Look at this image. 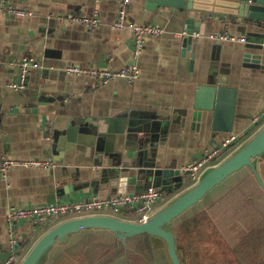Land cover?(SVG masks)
<instances>
[{"label": "crops", "instance_id": "crops-1", "mask_svg": "<svg viewBox=\"0 0 264 264\" xmlns=\"http://www.w3.org/2000/svg\"><path fill=\"white\" fill-rule=\"evenodd\" d=\"M120 1L10 0L29 15L0 14V157L19 161L50 159L55 164L45 170L13 168L5 177L0 175V261L11 251L10 239L17 244L12 249L17 250L21 261L38 238L61 222L50 218L37 226L20 220L10 225V238L8 205L34 207L54 200L63 203L92 195L122 194L118 181L109 179L105 167L92 160L80 164L81 152H77V158L74 153L63 152L62 161L53 159L57 157L50 152L55 126L61 128L71 119L116 116L145 131L163 130L154 141L155 147L147 146L141 157L137 144L131 143L134 150L124 152L131 163H124L126 173L120 174L129 175L125 195L139 194L150 185L159 187L163 197L154 207L158 210L189 185L180 183L179 175L160 183L145 170L153 167L175 171L205 150L215 148L203 122L192 120L195 86L208 71L225 72L239 85L233 131L219 135V145L227 136L237 135L240 140L235 150L264 124V118L257 125L251 123L264 108V28L260 23L222 15L203 19L191 11L164 6L149 11L145 0H129L130 22L163 29L160 35L145 37L142 54L134 59L130 31L112 26ZM93 12L99 25L92 30L72 21ZM191 19L194 26L201 23L203 36L197 38L198 33L193 32L187 37L186 21ZM225 24L229 32L243 36L245 42H220L207 37L222 32ZM22 55L32 56L41 66L30 72L23 90L14 92L6 84L16 79V63ZM130 65L139 70L138 79L132 82L115 78L101 84L66 72L69 67L118 70ZM92 235L109 236L101 231Z\"/></svg>", "mask_w": 264, "mask_h": 264}, {"label": "water", "instance_id": "water-1", "mask_svg": "<svg viewBox=\"0 0 264 264\" xmlns=\"http://www.w3.org/2000/svg\"><path fill=\"white\" fill-rule=\"evenodd\" d=\"M162 6L191 11L203 19L211 15L249 19L257 21L264 28V0H145L146 10L154 11ZM186 23L187 37H191L193 32L204 35L200 22H196V26L193 19L187 20ZM237 86L239 85L231 76L225 72L216 73L213 69L195 86L192 120L198 124L202 121L207 127L212 147L219 146L216 141L219 135L233 131L237 118ZM54 128L56 135L50 152L57 156L53 158L56 162L62 161L63 152L74 153L75 158L77 152H81L83 157L80 164L92 160L96 165H101V168L105 167L109 179L118 181L119 193L122 194H126V182L129 179V175L120 176L126 173L122 165L131 163L128 154L124 152L134 150L131 143L135 142L139 149L138 156L141 157L143 150L150 144L153 145L159 133L163 131L156 133L151 132V128L145 131L143 128L132 127L126 118L116 116L101 120L71 119L61 128ZM130 135L138 136L133 140ZM263 163L264 124L241 146L205 170L195 183L154 211L146 221L139 223L103 214L63 220L38 238L19 264H47L59 252H67L66 247L73 236L85 232L94 240L97 236L92 233L98 231L107 232L109 238L113 239L105 245L97 243V246L106 247V258L112 253L116 258L108 264H128L127 252L139 256L144 264H182L176 250L175 234L170 229L174 220L199 204L209 194L215 193L218 186L236 178L237 173L243 169L251 172L264 193V179L260 173ZM145 172L152 180L158 178L160 183L167 180V177L181 175L178 169L153 170L151 167ZM132 243H136L135 248L130 245ZM80 252L84 258H87L86 252L90 254L89 249ZM121 252L122 255H118Z\"/></svg>", "mask_w": 264, "mask_h": 264}, {"label": "built area", "instance_id": "built-area-1", "mask_svg": "<svg viewBox=\"0 0 264 264\" xmlns=\"http://www.w3.org/2000/svg\"><path fill=\"white\" fill-rule=\"evenodd\" d=\"M129 0H121L117 9L116 19L112 26L116 29H128L132 37V57L139 58L145 45V37L149 35H160L163 29L153 24H135L128 20ZM0 14L14 15L24 17L29 12L13 6L10 0H0ZM72 21L78 22L85 26L88 30H92L99 25L96 12L89 16H80L73 18ZM199 34L196 35L199 38ZM211 40L224 41H240L245 42L243 36L236 37L229 32V25L225 24L224 29L220 33H211L207 36ZM18 73L15 80L6 84V87L14 92H20L27 86L28 77L33 69L39 68L40 63L29 55H22L16 63ZM69 74L82 75L87 79L94 80L96 83L105 84L108 81L120 78L128 82L135 81L139 77V70L136 65L125 66L118 70H97L89 68L69 67L66 68ZM264 118V108L251 119V123L257 125ZM239 140L237 135L227 136L217 148L205 150L204 153L180 168L178 171L188 177L191 184L195 183L199 177L212 166L216 165L220 160L225 158L233 150L230 148ZM54 163L50 159H33V160H14L0 157V175L5 177L6 172L13 168H34L45 170L54 167ZM163 194L159 187L150 185L141 193L133 195L116 194L109 197L92 195L85 200L58 202L54 200L45 204L34 207H20L10 204L7 207L6 221L8 226V235L12 237V229L10 225L20 220H29L37 226H41L45 220L54 218L61 221L88 216V215H109L125 219L123 216H131L130 221L144 222L155 211L154 207L162 200ZM127 220V219H126ZM10 252L0 261V264H19V255L16 249H12V240L10 239Z\"/></svg>", "mask_w": 264, "mask_h": 264}, {"label": "trees", "instance_id": "trees-1", "mask_svg": "<svg viewBox=\"0 0 264 264\" xmlns=\"http://www.w3.org/2000/svg\"><path fill=\"white\" fill-rule=\"evenodd\" d=\"M261 176L264 179V163L261 165ZM264 193L259 188L253 175L248 169H243L237 173V177L224 182L218 186L214 194H209L196 206H193L181 216L176 218L171 225V230L175 234L176 250L182 264H246V255L243 252L232 251L230 260L222 257L211 258L205 254L204 236L202 235L204 224L207 221L221 233L225 225L229 222L235 223L242 220L246 224L251 219H257L264 228ZM257 222V220H256ZM196 236V243H194ZM264 234H260L259 239V262L264 264ZM113 241L108 237H95L92 240L88 233L80 232L73 236L66 253L59 252L53 256L47 264H66V260L81 257L80 250L104 247L97 246V243L105 245ZM96 242V243H95ZM95 243V244H94ZM106 249V247L104 248ZM105 252V251H104ZM89 253V252H88ZM87 254V252H86ZM244 260V261H243ZM75 261V260H74ZM72 261V262H74ZM100 261V260H99ZM251 261L249 260L248 263Z\"/></svg>", "mask_w": 264, "mask_h": 264}, {"label": "flooded vegetation", "instance_id": "flooded-vegetation-1", "mask_svg": "<svg viewBox=\"0 0 264 264\" xmlns=\"http://www.w3.org/2000/svg\"><path fill=\"white\" fill-rule=\"evenodd\" d=\"M264 198V197H262ZM257 220V222H256ZM242 220L232 223L229 222L223 228L221 233L217 232L216 228L213 227L208 221L204 224L202 235L204 236V246L205 254H208L211 258L213 257H222L229 261L232 251L243 252L246 255L245 261L246 264H258L259 262V239L260 234H264V228L259 224V216L257 219H251L248 223L243 224ZM264 242V236L262 237ZM194 243H196V236ZM135 248V245H133ZM105 249L99 247L93 248V251L90 254H86L87 258H84L81 254V257H76L71 260L69 258L70 264H108L109 262L115 260L113 253L106 258L104 253ZM137 251V250H136ZM123 252L118 253L122 255ZM128 264H144L142 259L131 253L127 252L126 255ZM75 260V261H74ZM100 260V261H99ZM251 261L248 263V261ZM74 261V262H72ZM244 261V260H243ZM68 260H66V264Z\"/></svg>", "mask_w": 264, "mask_h": 264}, {"label": "rangeland", "instance_id": "rangeland-1", "mask_svg": "<svg viewBox=\"0 0 264 264\" xmlns=\"http://www.w3.org/2000/svg\"><path fill=\"white\" fill-rule=\"evenodd\" d=\"M258 128H259V127H258ZM258 128H257V129H258ZM241 138H242V136H241ZM239 140H240V138H239ZM239 140H238L237 143H235V145H233V146L230 148V150H233L235 147L238 146L237 144L239 143ZM232 152H233V151H232ZM220 161H221V160H220ZM220 161H219V162H220ZM181 175H182V174H181ZM181 175L177 178V179H179V182H180V183H183V184L191 185V182H192V181H190L188 178H185L184 176H181ZM213 194H214V193H213ZM159 202H160V201H159ZM159 202H158V203H159ZM158 203H157V204H158ZM157 204H156V205H157ZM155 211H156V210H155ZM123 217H125V219H127V220L132 219L131 216H123Z\"/></svg>", "mask_w": 264, "mask_h": 264}]
</instances>
